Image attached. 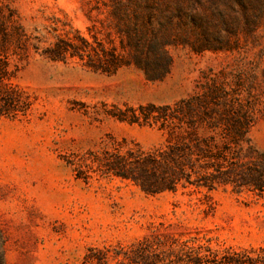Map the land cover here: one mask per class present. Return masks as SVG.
Instances as JSON below:
<instances>
[{"label":"rangeland","instance_id":"obj_1","mask_svg":"<svg viewBox=\"0 0 264 264\" xmlns=\"http://www.w3.org/2000/svg\"><path fill=\"white\" fill-rule=\"evenodd\" d=\"M118 4L121 12H135L128 0L13 2L28 51L12 82L30 108L0 118L4 264H83L91 250L122 254L155 233L168 242L164 252L177 242L218 257L264 256V192L220 187L146 195L129 181L81 175L73 164L114 144L160 147L164 133L129 123L131 110L174 105L209 86L249 105V136L264 152V0H158L151 25L146 19L138 25L176 37L161 81H149L135 66L105 74L78 58L53 61L43 54L78 34L121 51Z\"/></svg>","mask_w":264,"mask_h":264},{"label":"trees","instance_id":"obj_2","mask_svg":"<svg viewBox=\"0 0 264 264\" xmlns=\"http://www.w3.org/2000/svg\"><path fill=\"white\" fill-rule=\"evenodd\" d=\"M13 2L0 0V118L12 119L30 108L26 94L12 82L28 51ZM128 2L135 12H121L124 6L120 4L115 11L121 23L117 29L121 51L95 35L90 41L78 34L74 39H58L43 54L53 61L78 58L93 71L105 74H113L124 65L135 66L149 81H161L169 73L172 59L168 47L176 43V37L138 25H145V19L151 25L158 0ZM131 112L129 123L158 128L165 135L164 143L150 151L123 150L114 144L87 152L73 163L81 175L116 177L131 182L146 195L188 189L211 193L220 187H231L236 193L264 192V152L252 145L249 136L254 124L249 105L209 86L204 93L174 105L143 106ZM5 242L0 229V264L5 262ZM166 243L165 237L155 233L122 254L91 250L83 264H110L109 260L122 264L137 259L142 264H264V256L232 253L218 257L202 246L185 243L173 242L168 251H160Z\"/></svg>","mask_w":264,"mask_h":264}]
</instances>
